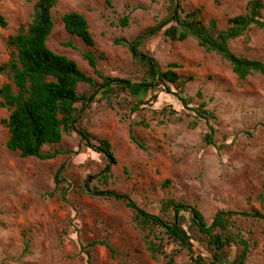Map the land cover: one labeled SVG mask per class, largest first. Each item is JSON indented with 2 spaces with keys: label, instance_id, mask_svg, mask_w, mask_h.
Masks as SVG:
<instances>
[{
  "label": "rangeland",
  "instance_id": "rangeland-1",
  "mask_svg": "<svg viewBox=\"0 0 264 264\" xmlns=\"http://www.w3.org/2000/svg\"><path fill=\"white\" fill-rule=\"evenodd\" d=\"M178 1L187 11L202 8L205 25L214 19L225 29L229 18L243 14L249 0ZM35 2L0 0V14L7 22L6 28H0V66L10 59L8 38L30 22ZM261 2L264 5V0ZM167 8L168 0H56L47 45L100 83L83 58L88 49L68 35L60 21L63 14L78 12L87 20L95 43L96 70L105 78L138 84L143 68L126 48L113 45V40L124 37L133 41L142 30L164 19ZM124 16L129 17L125 28L119 25ZM229 48L237 56L264 63V30L249 29ZM141 51L156 59L162 70L176 63L180 66L176 73L192 79L184 94L193 98L200 90L206 109L216 115V121L211 122L216 146L204 144V122L188 128L190 112L162 86L152 90L156 100L134 114L129 110L136 96L112 87L106 97L115 109L107 108L105 102L88 103L80 120L83 128L95 132L94 138L109 141L114 163L109 164L111 177L104 186L98 177L107 159L86 148L76 132L63 134L59 143L43 147L42 153L71 151L51 160L22 159L9 152L4 124L9 110L0 108V264H162V259L154 260L146 251L131 211L121 202L87 196L86 185L126 195L154 215H161L164 200L192 205L208 225L218 212L250 214L235 219L236 230L249 245L245 264H264V78L253 74L238 81L227 63L204 52L193 40L170 43L162 32L148 39ZM3 84H11L7 70L0 74V87ZM87 89L79 85L78 94ZM197 101L194 99L190 107ZM171 113H177L181 120L175 121ZM139 121L148 123V129L136 126ZM129 128L146 150L129 140ZM63 164L66 170L61 175L73 186L67 204L60 201L54 185L55 172ZM255 213L263 219L253 218ZM100 241L109 243L116 256L104 246H89ZM24 242L28 243L26 249ZM239 253L240 247L232 250L226 264H234ZM195 254L210 263L205 244L196 246ZM175 264L190 263L182 252Z\"/></svg>",
  "mask_w": 264,
  "mask_h": 264
},
{
  "label": "trees",
  "instance_id": "trees-1",
  "mask_svg": "<svg viewBox=\"0 0 264 264\" xmlns=\"http://www.w3.org/2000/svg\"><path fill=\"white\" fill-rule=\"evenodd\" d=\"M150 1L154 3L155 0ZM55 5L56 0H36L30 22L20 26L16 33L8 38L7 46L12 52L9 61L0 66V74L7 70L11 81V84H3L0 87V108L9 110L4 121L8 131L5 148L9 152L18 153L22 159L34 158L44 161L70 154L71 151L65 149L47 153H42V149L59 143L63 134L76 132L86 148L107 159V164L98 177V181L107 186L111 177L109 164L114 163L109 141L94 138L81 126L80 120L85 111L77 119L75 117L81 109L79 106L83 107L90 96V103L105 102L107 108L114 110L110 98L106 97L113 91L112 87L119 93L129 92L136 96L137 100L131 103L129 110L134 114L141 107L153 103L156 96L152 95V90L162 86L166 94L174 96L180 106L190 112L191 121L187 125L189 129H194L199 121L205 123L207 132L202 140L205 145L215 147V129L211 122L216 121V115L206 109L200 90L193 98L184 94L186 84L192 79L178 75L176 70L180 66L176 63H169L166 69L162 70L156 59L141 51L144 43L160 32L163 39L170 43L193 40L204 52L214 54L227 63L238 81H243L253 74L264 78V63L237 56L229 48L231 42L242 37L249 29L264 30V5L261 0H249L243 14L229 18L225 29H220L214 19L205 25L202 8L187 11L178 0H168V14L164 19L142 30L133 41L129 42L124 37L113 40V45L126 48L131 58L143 68L138 84L128 80L105 78L96 70L97 58L93 52L95 43L87 20L78 12L65 13L60 21L65 32L78 38L88 49L83 58L100 83L85 75L71 59L53 52L47 41L54 27L52 9ZM128 22L129 17L124 16L119 20V25L125 28ZM6 27L7 22L0 14V28ZM99 59L102 60V56H99ZM79 85H86L88 88L81 95L78 94ZM146 94L147 97L143 100ZM194 99L198 101L190 107ZM171 114L175 116V121L181 120L176 117L177 113ZM135 125L142 129L149 127L144 121ZM261 125L264 126V121ZM128 137L139 149L146 150L143 141L138 139L130 128ZM65 170L64 164L57 169L54 185L60 201L67 204V196L72 192L73 186L71 181L62 177L61 174ZM86 188L85 193L91 198L123 203L133 214L135 227L143 234L146 251L152 259H162V264H175L176 257L182 252L186 254L190 264H206L201 255L195 254L199 244H205L210 251L209 264H226L228 255L237 247H240V253L233 259L234 264H245L249 245L236 230L235 219L250 217V214L218 212L208 225L202 213L192 205L172 199L164 200L160 204L161 215H154L140 209L126 195L107 189L89 188L88 185ZM52 195L53 193H50L49 196ZM252 217L263 219L258 213ZM95 245L104 246L112 257L116 256L109 243L100 241L89 244L90 247ZM27 247L28 243L24 242V249ZM227 249L231 251L227 253Z\"/></svg>",
  "mask_w": 264,
  "mask_h": 264
},
{
  "label": "water",
  "instance_id": "water-1",
  "mask_svg": "<svg viewBox=\"0 0 264 264\" xmlns=\"http://www.w3.org/2000/svg\"><path fill=\"white\" fill-rule=\"evenodd\" d=\"M91 99H92V96H90V97L87 99V101H86V103L84 104V106L81 107V109H79V112H78L77 116L75 117V119H77V117L80 115V113L84 110L85 106H86L88 103H90V100H91Z\"/></svg>",
  "mask_w": 264,
  "mask_h": 264
},
{
  "label": "crops",
  "instance_id": "crops-1",
  "mask_svg": "<svg viewBox=\"0 0 264 264\" xmlns=\"http://www.w3.org/2000/svg\"><path fill=\"white\" fill-rule=\"evenodd\" d=\"M64 31H65V30H64ZM187 41H188V40H187ZM88 132L91 134V136L93 135V136H95V137H96V134H95V132L93 133V132H92V130H89ZM98 139H99V138H98Z\"/></svg>",
  "mask_w": 264,
  "mask_h": 264
}]
</instances>
